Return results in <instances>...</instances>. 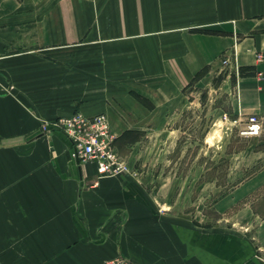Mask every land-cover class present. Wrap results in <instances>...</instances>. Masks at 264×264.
I'll use <instances>...</instances> for the list:
<instances>
[{
    "label": "crops",
    "instance_id": "crops-1",
    "mask_svg": "<svg viewBox=\"0 0 264 264\" xmlns=\"http://www.w3.org/2000/svg\"><path fill=\"white\" fill-rule=\"evenodd\" d=\"M223 55L243 71L234 113L264 115V0H0V264H264V216L195 226L159 208L168 181L97 178L51 127L80 111L115 135L166 128Z\"/></svg>",
    "mask_w": 264,
    "mask_h": 264
},
{
    "label": "rangeland",
    "instance_id": "rangeland-1",
    "mask_svg": "<svg viewBox=\"0 0 264 264\" xmlns=\"http://www.w3.org/2000/svg\"><path fill=\"white\" fill-rule=\"evenodd\" d=\"M239 75L222 63L204 68L183 89L166 128L113 134L115 148L149 191L169 182L160 209L171 206L178 218L210 231L243 234L264 216V115L234 113ZM252 115L261 132L241 135Z\"/></svg>",
    "mask_w": 264,
    "mask_h": 264
},
{
    "label": "built area",
    "instance_id": "built-area-1",
    "mask_svg": "<svg viewBox=\"0 0 264 264\" xmlns=\"http://www.w3.org/2000/svg\"><path fill=\"white\" fill-rule=\"evenodd\" d=\"M261 59V56L258 57ZM222 65H230V58L223 55ZM236 73L238 68L235 67ZM65 134L71 142L73 156L81 165L94 164L97 178L114 177L135 174L129 163L114 146V134L108 118L103 113L87 116L80 111L70 116L59 117L51 126ZM41 132L48 130L43 123ZM262 130V122L255 115L249 116L246 124L240 130L244 136H256ZM111 264H126L116 260Z\"/></svg>",
    "mask_w": 264,
    "mask_h": 264
},
{
    "label": "trees",
    "instance_id": "trees-1",
    "mask_svg": "<svg viewBox=\"0 0 264 264\" xmlns=\"http://www.w3.org/2000/svg\"><path fill=\"white\" fill-rule=\"evenodd\" d=\"M202 71H203V70L199 71V72L195 75L193 81H194L195 79H197V78L201 75V72H202ZM242 73H243V71L240 70V75H241Z\"/></svg>",
    "mask_w": 264,
    "mask_h": 264
},
{
    "label": "water",
    "instance_id": "water-1",
    "mask_svg": "<svg viewBox=\"0 0 264 264\" xmlns=\"http://www.w3.org/2000/svg\"><path fill=\"white\" fill-rule=\"evenodd\" d=\"M76 162L78 163V160L75 158Z\"/></svg>",
    "mask_w": 264,
    "mask_h": 264
}]
</instances>
